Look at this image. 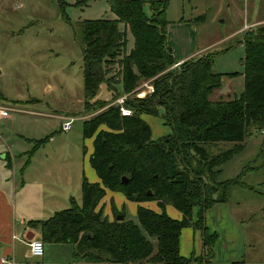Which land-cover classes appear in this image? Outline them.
Here are the masks:
<instances>
[{
  "label": "trees",
  "instance_id": "trees-1",
  "mask_svg": "<svg viewBox=\"0 0 264 264\" xmlns=\"http://www.w3.org/2000/svg\"><path fill=\"white\" fill-rule=\"evenodd\" d=\"M55 1L65 14L68 4ZM146 1L150 16L144 11ZM87 2L80 0L78 6H86ZM166 3L109 0L115 18L85 19L81 23L84 114L94 108L89 102L99 86L110 88L118 77H106L104 65L125 51L128 32L133 46L119 60L122 92L118 91L113 100L130 92L141 80L151 79L154 88L151 94L126 101L132 110L129 116H122L119 106L111 101L103 111L83 120V138L92 139L89 164L100 182L89 181L83 175L81 205L72 201L71 207L45 220L28 222L39 227L43 244H71L82 264H190L191 258L180 254L179 237L191 224L195 207L197 221L192 226L201 237V264H210L218 234L209 230L205 214L225 199L220 201L216 196L220 189L214 190L218 185L214 179L211 184L203 176L220 175L222 166L244 148L248 127L264 132V25L245 31L240 96L211 101L208 96L222 83V74L212 71V57L185 59L170 69L178 60L167 45ZM160 107L172 130L154 140L142 115L155 116ZM102 125L107 128H100ZM46 140L35 141V148ZM221 141L237 145L210 160L203 144ZM215 166L220 167L213 172ZM237 179L221 180L219 186L227 190L239 185L253 189ZM106 189L121 192L137 203V222L123 213H119L122 219L116 214L109 221L102 217L101 209L96 211ZM148 200H156L161 212L141 205ZM166 204L179 211L181 219L167 214Z\"/></svg>",
  "mask_w": 264,
  "mask_h": 264
},
{
  "label": "rangeland",
  "instance_id": "rangeland-1",
  "mask_svg": "<svg viewBox=\"0 0 264 264\" xmlns=\"http://www.w3.org/2000/svg\"><path fill=\"white\" fill-rule=\"evenodd\" d=\"M79 1L64 0L68 4L64 14L55 0H0V91L9 100L21 101L17 104L19 107L48 115L12 113L13 124L1 120L0 132H5L4 138L14 140L19 161H24L25 157L27 160H32V156L47 157V161L40 164L44 166L43 171L46 167L55 176L60 173L69 174V182L78 188L72 191L77 196L73 200L81 205L79 189L82 175L89 181L100 182L94 172L92 176L95 181L91 180L93 168L88 159L93 150L92 139L83 138V120L103 111L106 103L115 101L113 99L117 92L122 89L119 60L128 55L133 46V38L128 32L125 51L114 58V62L104 65L105 71H108L106 77L118 76L110 87L115 90L101 84L96 96L89 102L94 108L84 114L81 23L85 19L115 18V15L110 11L109 0H89L86 6H78ZM166 1L167 45L176 60L212 57V71L222 74V83L208 98L216 101L240 96L244 85L243 39L247 29L264 25V0ZM149 5L146 1L144 11L148 16L151 15ZM122 28L123 25L120 24V29ZM172 68L174 64L170 67ZM147 81L151 79L139 81L127 93L134 95L144 88L142 85ZM134 97L136 96H130V99ZM95 102L101 105H95ZM0 104L8 107L11 105L2 101ZM162 112L163 108L160 107L159 114L155 116L142 115L151 127L154 140L169 135L172 130ZM57 115L74 118L67 132L61 130V121L56 118ZM100 128L107 127L102 125ZM260 131L255 127H248L249 135L242 143L244 148L222 166L220 175L203 176V180L210 181L211 184L214 179L215 184H218L214 190L220 189L216 196L220 201L225 199V202L215 203L219 204L216 212H221L218 218L225 213L231 224L225 219L220 232L226 239L239 241L237 247L226 250L225 260L222 258L223 249H218L215 243L214 258L210 264H264V132ZM19 136L24 140H20ZM51 136L50 142L46 140L45 144L41 143L35 148V141L46 137L49 139ZM22 143L25 144L24 150H29L25 154L18 153L22 151ZM235 145L237 144L225 141L203 144L210 160L216 159L220 153ZM219 167H213L212 171L215 172ZM235 176L253 189L248 190L240 185L228 190L220 188L221 180ZM121 195V192L106 189L96 211L101 209L102 217L109 221L116 214L123 213L127 219L137 222L136 202L132 203L123 195L126 201L124 209H121L122 205L118 204L117 208L114 205L117 196ZM71 205L72 202H69L59 210ZM141 205L161 212L156 200H148ZM171 208H174L171 204L165 205L167 214V210ZM197 209H193L191 224L182 229L179 237L180 254L191 258L190 264H201L200 256L203 253L200 233L192 226L197 221ZM181 217L182 214L177 219ZM232 225L239 231V236L233 231ZM35 234L38 238L39 233L35 231ZM25 236L26 232H23L20 238L25 239ZM44 251V260L41 262L40 257L30 255L28 248L23 245L19 251L24 258L22 264H82L75 257L71 244L46 243ZM230 252L234 253L233 259L227 260Z\"/></svg>",
  "mask_w": 264,
  "mask_h": 264
},
{
  "label": "crops",
  "instance_id": "crops-1",
  "mask_svg": "<svg viewBox=\"0 0 264 264\" xmlns=\"http://www.w3.org/2000/svg\"><path fill=\"white\" fill-rule=\"evenodd\" d=\"M184 59L185 58H180L178 61H183ZM0 101L11 103V105L9 104L11 109L9 116L0 119V121L2 120V122L4 121L5 123L8 122L10 125L13 124L12 113L48 116L43 112L19 107L17 104H20L21 101L9 100L1 91ZM62 117L61 115L56 116L60 121ZM4 133V131L0 132V264H2L1 259L4 257L13 260L14 264H22L24 258L20 256L19 251L23 245L28 248V239H26V237L25 239H21V233L26 232V234H30L33 231L34 238H36L35 231H37L39 233L38 238L40 239L39 227L32 226L28 224V222L30 220H45L51 217L55 212L60 211V207H65L69 202L71 203L74 201L73 198L76 200L77 196L73 194L72 191L78 188L76 186L73 187L69 182V174L60 173L55 176L54 172L49 171L46 167L45 171H43L44 166L40 164L46 162L47 157L36 158L32 156V160H27L25 157L24 161H19L16 155L17 150H15L14 140L4 138ZM19 138L20 140H24L20 136ZM51 138L52 136L46 142H50V140H52ZM21 148L22 151L18 153L25 154L29 151L28 149L24 150V143L21 144ZM92 172L94 171L91 170V176L93 174ZM92 178L91 180L95 181L93 176ZM79 192L82 199L81 187ZM117 198L114 205L116 208L118 204L122 205L121 209H124V203L126 202L124 196H117ZM104 203L105 201L102 202V205ZM218 205L219 204H215L211 209L209 208L206 211L205 220L209 230L212 232L215 231L218 234L216 244L218 245V249H223L224 255L222 258L225 260L226 250L237 247L239 241H232L230 238L226 239L222 235V232H220V226L222 223H225V219L229 223L230 221L226 218L225 213L221 214L218 218V215L221 213L216 212ZM61 210H64V208ZM132 210H134V207H132ZM167 212L174 218H178L181 215H179V212L175 208H171L167 210ZM232 228L236 235L239 236V231L236 227L232 225ZM27 230L30 231L28 232ZM224 235H226V233H224ZM199 241L201 240L199 239ZM194 249H197L196 243ZM44 254L45 251L43 255L40 256L41 262L44 260ZM233 256L234 253L230 252V256L227 260H232Z\"/></svg>",
  "mask_w": 264,
  "mask_h": 264
},
{
  "label": "built area",
  "instance_id": "built-area-1",
  "mask_svg": "<svg viewBox=\"0 0 264 264\" xmlns=\"http://www.w3.org/2000/svg\"><path fill=\"white\" fill-rule=\"evenodd\" d=\"M180 63L181 61L176 62L174 64V67L178 66ZM142 86L144 88L136 92L134 95L130 93H124L115 99L113 103L119 106V110L122 116H129L132 113V110L128 106H126V101L130 98V96H136L141 98L146 94H151L154 91L153 85L150 83V81L143 83ZM10 111H11L10 107L0 104V119L8 117ZM73 121H74L73 117L63 116L60 124L61 130L67 132L71 128ZM27 245L29 248V252L32 256L40 257L43 255L44 244L41 239L32 238L31 240H27ZM1 263L14 264L13 260L5 257L1 259Z\"/></svg>",
  "mask_w": 264,
  "mask_h": 264
},
{
  "label": "water",
  "instance_id": "water-1",
  "mask_svg": "<svg viewBox=\"0 0 264 264\" xmlns=\"http://www.w3.org/2000/svg\"><path fill=\"white\" fill-rule=\"evenodd\" d=\"M123 180H126L125 178H123ZM123 218V216L122 215H118L117 216V219H122ZM26 239H28V240H31L32 238H34V235H33V233L31 232L30 234H26Z\"/></svg>",
  "mask_w": 264,
  "mask_h": 264
}]
</instances>
